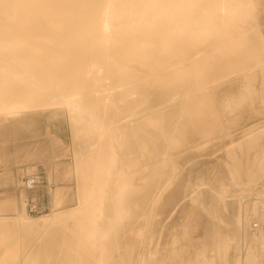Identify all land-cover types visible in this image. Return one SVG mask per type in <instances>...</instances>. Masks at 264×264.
I'll return each mask as SVG.
<instances>
[{"label": "rangeland", "instance_id": "obj_1", "mask_svg": "<svg viewBox=\"0 0 264 264\" xmlns=\"http://www.w3.org/2000/svg\"><path fill=\"white\" fill-rule=\"evenodd\" d=\"M247 9L249 14L244 25L247 28V44L240 43L238 46L248 48L258 44L260 48L252 58H233L225 64L227 61L218 58L215 48L205 51L207 47L202 45L203 48L198 47L193 52L200 56L195 55L190 63L177 60L181 62L175 61L178 67L173 66V62L170 68L166 67L168 71L156 72V79L152 71L146 72L139 88H129L124 81L115 82L113 76L106 72V65H102L105 58L92 57L96 52L93 50L97 45L95 37L88 39L93 42L89 44L92 49L88 46L89 42H80L82 39L77 42L75 33L65 35L66 42L75 43L73 47L76 48L72 49V53L74 56L75 51L78 53L75 58L77 61L81 59L77 62L80 67L77 65V69L67 74L70 79L68 83L54 81V76L50 75L54 84L44 80L45 84L41 85L44 87L40 88L38 94L33 91L35 85L30 84L33 88L30 91L24 86L18 87L19 84L15 85V81L25 77L19 79L14 75L19 67L9 69L7 63L19 65V56L0 54V98H5L0 99V220L17 217L18 213L22 214V209L26 211L28 193L22 182L26 176L33 174L55 184L52 193L54 204L47 215L22 214L27 222L37 218L49 219L64 210L77 208L84 182L90 185L94 179L93 184H104L107 160L110 158L106 146L113 137L115 142L123 140L130 153V161L141 160L138 167L132 165L133 169L139 168L134 171L136 175H153L146 182H139L140 179L134 181L139 191L144 190L139 193L136 189L138 197L134 203L137 206L131 205V213L121 221L109 220H113L117 227L105 218L115 214L112 207L114 199L108 198L111 194L106 193L104 204L107 206L103 207L107 213H104L105 219L102 217L100 224L113 227L106 226L108 231L106 227L98 225L97 230H92L95 237H91V231L86 229L88 226L85 227L86 216L91 211L87 201L88 205L83 206L76 218L64 224L43 223L37 229L26 231L1 220L6 223L0 224V264H236L245 259L251 248L257 249L259 264H264V246L251 235L253 224L259 223L255 230L264 236V203H255L258 194L264 197V73L256 71L255 76L250 74L253 71L250 68L264 62V41L258 31L259 22L264 25V0L248 3ZM1 12L6 14L5 9ZM1 21L4 24L5 19ZM11 22L5 24L10 23L12 29H31L32 25L30 21ZM204 24L208 36L205 35L211 40L215 26L210 20L206 23L202 21L197 26ZM12 25H16L15 28ZM18 31L10 35L0 34V43H17V46L26 47L35 40L44 45L57 41L52 28L43 37H37L39 40L30 32ZM113 42L116 44V41ZM109 45V53L116 54L118 49L114 48L112 41ZM82 49L87 51L83 52L88 55L85 56L86 61L83 60L84 56L79 57ZM202 49L203 53L200 51ZM31 50L22 61L30 67L26 71H31L27 73L28 76L31 73L30 77L34 75L32 79L39 78L38 81L48 78L45 75L52 72L58 59L46 60L42 54H34L41 49ZM112 57V69H118L122 57L118 63L114 61L115 56ZM92 60H95L94 65ZM41 62L49 64L48 67H42ZM222 63L226 66L222 67ZM31 64L39 67L31 68ZM10 70H13L11 74ZM245 72L247 76L243 77ZM94 79L97 80L95 83L110 87L114 94H118L105 101L84 97L86 85ZM9 88H12L9 92L20 89L18 91L24 93V99L21 92V97L16 95L18 98L13 96L11 100L7 99L5 94ZM44 92L47 94L45 99L42 97ZM66 93L67 97H64ZM128 93L130 100L126 102L123 98ZM15 97L18 101L13 99ZM136 136L141 144L135 139ZM147 136L152 139L149 140ZM132 142L135 145H131ZM148 145L150 150H139L140 147L148 148ZM150 153L154 157L145 171L143 164L146 157L142 161L140 154L146 156ZM117 154L120 156V152ZM133 157L136 159L132 160ZM114 175L117 176V173ZM80 221L82 225L83 222L85 224L82 229L79 227ZM92 247L95 249L92 250ZM99 251L104 261L98 262ZM106 255L112 256V259L105 260Z\"/></svg>", "mask_w": 264, "mask_h": 264}, {"label": "bare ground", "instance_id": "obj_2", "mask_svg": "<svg viewBox=\"0 0 264 264\" xmlns=\"http://www.w3.org/2000/svg\"><path fill=\"white\" fill-rule=\"evenodd\" d=\"M253 1L254 0H0V12L3 11L4 9L6 10V14L3 15L2 12L0 13V22H2L1 20L5 19L6 22L11 20L12 22L13 21H23V22L24 21H30L32 23L31 29H12L10 23H8L6 25L5 24L6 22L4 21V24H3V22L0 23L1 24L0 25V34L10 35V34L14 33L15 31L17 32L19 30L18 32H22V33L30 32V33H32L33 37H35L36 39L39 40V38H37V37H43V35L45 33L49 32L50 29L52 28L53 32L55 33V35H54L55 39H57V41H55V44H45V45L42 44V42L38 43V41L35 40V43L30 42L31 44L27 45L26 47H23L21 45L17 46L18 45L17 43H9V44L0 43V44H2V45H0V54L12 53V54L19 56V58H18V60L20 61L19 65L17 63L15 64L16 66L12 65L13 62H12V64L7 63V66L9 69L12 67L13 68L19 67L18 69H20V68L23 69L22 71H17L18 69L15 71V69H14V71H15L14 75H16L18 78L20 77L19 79H21V76L25 77V79L23 78L22 80L15 81L14 83L16 86L19 84L18 87L24 86V88L27 91H30L31 89H33V88H31L30 84H32V86L35 85L33 91L35 93L37 91V94H38L40 88L43 89L44 86L41 87V85L45 84L44 83L45 81L49 84L53 83L52 79L49 78L50 75L54 76V78H53L54 81L58 80L59 82L68 83L70 81V79L67 78L68 77L67 74H69L70 71L77 69L76 67H78L77 65H79V64H77V62L79 60H81L79 57H82V56L88 57V55H86L87 53L86 54L83 53V52H87V51H84L85 49L87 50V48H85L83 46L85 49L82 47L84 50L82 49L83 51L79 52V54L81 53L80 54L81 56L79 55V57H78L79 60L77 61L75 56L78 53L75 51L74 52L75 56L72 53V49L76 48V47H73L75 45V43L69 44L68 42H66L65 41L66 39H64L65 35H67V34L69 35V33H72V32L75 33V35H77V38H76L77 42H79V39L80 40L82 39V41H80V42H89L88 46L90 48H92L90 45L93 42L88 41V39H89V37L90 38L95 37L96 41H97V45L95 43L94 44V45H96L95 49H93V48L92 49L94 50V52L96 50V52L93 54L96 57L92 56V54H91V56L93 58H97V59H100V58L104 59L105 58V62H104L105 64H102V65H106V70H107L106 72L107 73L109 72L110 76L111 75L113 76V80L115 82L116 81H124V82H126L127 86H129V88H136V87L139 88L140 87L139 86L140 81H142L141 78H143V75L146 72L152 71V73L155 74V75H153V78L156 76L155 77V79H156L157 78L156 72H161L163 70H166V67L170 68L171 65H173V62H174L173 66H175L177 63L180 64L181 62H184L186 64L190 63L193 61V59H191V58H194L195 55H198V54H194L193 52H195V50L198 47H200V49L203 48V47H201L202 45L204 47H207V50H205V51H208V48H211V49L215 48L218 58H221L223 60V62L227 61V63L224 62L225 64L230 63L233 58L237 59V60L240 58H242V60H243V58H247V56L249 58H252L260 48V47H258V44H252L248 48H247V46L240 48L238 45L240 43L242 45L247 44V41H246L247 40V28H245L244 25H246V23H247V14H249V11L247 9V4L253 3ZM7 11H9V12L11 11V12L9 13ZM208 20L212 21L213 25L215 26L214 37L211 38V40H209L206 37V35L208 36V34H206L207 33L206 32V30H207L206 24H204L205 26H201V27L197 26L198 23H200L202 21L206 23V21H208ZM1 26H3V27H1ZM15 26H13V27L15 28ZM18 27H19V24H18ZM263 30H264V25L261 22H259V27H258L259 36L264 41V31ZM196 35H201V37L199 36L200 38H198ZM41 39H40V41H41ZM198 39H200V40H198ZM111 41H112L113 46H115L114 48L118 49L116 54L118 55L117 57H119V55H120L119 59H117L116 54L109 53V51H110L109 43H111ZM113 41H116V44H114L115 42H113ZM8 42H9V40H8ZM77 42H76V44L78 45ZM84 45H86V44L84 43ZM236 46H238L239 49ZM42 47H45L46 49L45 48L42 49ZM90 48H88V49L90 50ZM31 49H33V51H39L41 49L40 52H35L34 54H38V53L42 54L41 55L42 58L46 57V58H44L46 60L47 59L49 60V58H53L56 60L58 59L57 61H59V62L56 61L57 63L56 64L54 63L52 72L50 71L48 74L45 75V77L48 75V78L46 77L47 79L42 78L41 81H38L39 80V78H38L37 80L34 79L35 80L34 81L32 79L33 78L32 76H34V75H32L30 77V74H31L30 73L28 76L27 73H29L31 71L30 70L28 72H26V71L30 67L28 68V65L23 63L22 61L24 60L25 55L32 51ZM233 49H236V50H233ZM77 50L79 51V47ZM80 50H81V47H80ZM93 50L92 51L90 50L91 53L93 52ZM200 51L202 52L203 49ZM192 53L194 54L193 57L190 56ZM113 55L115 56L114 61L116 60L117 63L120 60V58L122 57V60L120 61L121 64L119 63L120 66L118 69H114V68L112 69V63H111L112 60H110V59ZM198 56H200V55H198ZM84 57H82V58H84ZM86 57L83 59L84 61H86ZM83 60L81 63H83ZM177 60H182V61L179 62ZM89 61H91V59H89ZM114 61H113V64H114ZM175 61L177 63H175ZM9 62H11V61H9ZM94 62H95V60H94ZM94 62L92 60V65H94L93 64ZM96 62H98V61H96ZM4 63L6 64V62H4ZM44 63H42V67H45V66L48 67L49 64H47V63L44 64ZM224 63H222L223 64L222 67L226 66V65H224ZM259 63H261V64H259ZM96 65H99V64H96ZM115 65L116 64H114L113 67H115ZM181 65H183V64H181ZM257 65L258 66H254V67L252 66L253 68H250V70H253L250 73L251 76H252V73H253V75L254 74L256 75V71L259 73L260 72L264 73V62H258ZM30 66H31V68L32 67L33 68L39 67V65H36V64L35 65L31 64ZM79 67H80V65H79ZM219 67H221V66L219 65ZM2 68H4V67H2ZM8 68H6V69H8ZM2 70H5V69H2ZM11 71H13V70H10L9 74H11ZM166 71H168V70H166ZM3 72L5 73V71H3ZM166 73H168V72H166ZM44 74H42V76ZM246 76H247V72H245L243 74V77H246ZM38 77H40V75H38ZM149 77H151V76H149ZM245 79H243V80H245ZM153 80L154 79H152L151 81H153ZM222 80L223 79H221V81ZM96 81L97 80L94 79L92 82H90V84L86 85V90H85L86 92L84 93L85 95L83 94L84 97H86V98L88 97L91 100H96V101L104 99V101H105L106 99L108 100L111 96L118 94V93L114 94V92H113L114 90H111L112 88H110V87H106L105 85L95 83ZM244 82H246V81H244ZM36 83H38V85ZM15 87H14V90H15ZM141 88H143V87H141ZM10 89H12V88H9L8 93L5 94L7 99L11 100V98L13 96H16V95L20 96L21 93H22V95H21L22 97L21 96L20 97L21 98L24 97L23 96L24 93L21 91H18L20 89L16 88L17 91L12 90L13 92H9ZM212 89H214V88H212ZM26 90H23V91H26ZM46 95L47 94L44 92V94L42 96L43 99L47 98ZM129 96H130L129 93L126 94L125 97L123 98V100L127 102L128 99L130 100ZM16 97L18 98V96H16ZM16 97L13 99L18 101V99H16ZM64 97H67V93L64 94ZM61 98L62 97H60V99ZM0 99L4 100L5 98L2 97ZM57 100H59V99H57ZM64 100H66V99H64ZM67 101H69V100H67ZM130 103H132V102H130ZM53 104H56V103H53ZM128 105H129V103H128ZM128 105H127V107H128ZM145 116H146V114H145ZM1 117H3V116H1ZM9 117H12V116H9ZM9 117H8V119H9ZM8 119H6V120H8ZM197 119H199V118L197 117ZM4 120H5V118H4ZM180 124H179V126L182 127V125H180ZM186 131H187V129H186ZM149 132L154 133V131L152 132V130H150ZM182 133H183V131H182ZM146 134H148V133H146ZM199 135H201V134H199ZM202 135H203V133H202ZM137 136H139V135L137 134ZM176 136L177 135H175V137ZM118 137H119V134H118ZM178 137H180V136L178 135ZM148 138H149V140L152 139L151 137H148ZM83 139H85V138H83ZM94 139H95V137H94ZM114 139H115L114 137L110 138V140L108 141V145L106 146V148L108 149V151L110 153V158H109L110 160L109 159L107 160L109 162L107 163L108 166L106 169V175L104 176L105 177L104 178V184H100L99 182H98V184L97 183L93 184L95 182V181L93 182L94 179L92 180V184H90V185L88 183L84 182L85 184L83 183V185H82V187L84 186V188L81 190V200H80L79 206L77 208H75L74 210H64L62 212L55 214L52 218H49V219L46 218V219L41 220L42 218H37L35 220H31L28 222L25 220L26 219L25 216L22 215V214L26 213V211L24 209H22V211H23L22 214H21V212H20V214L18 213L17 217H13V218L7 217V218L1 219V220L7 221L9 225H15V226H17L23 230H26V231H31V229H34V228L37 229V227H39V225H41L43 223L49 224V222H50V223H56V224H62V223L64 224V222H67V220H69V219H75L87 201V203L89 202V205L88 204H86V205H88L90 207H88V206H86V207L90 208L91 211H89L90 213L88 212L89 215L86 216V221L84 220L85 223L87 222L86 225L84 224V222H83V225H85V227L88 226V228L86 227V229H89L91 231L90 232L91 237H95V234L93 233V231L97 230L98 225H100L102 227H106V226L109 227L110 226V225H106V224L105 225L100 224V220L103 217L104 213L106 212V211L104 212V207L107 205L104 204V203H106V202H104V200H105V196L107 195L106 194L107 192H109V194H111V196L109 195L108 198L112 197L114 199V203H113L114 205H112V207H113V211L115 214L109 215V217H111V218H109V217H105V218L108 219L109 223L113 222L111 224H114L117 221V219H119V220L124 219V217H126L127 214L131 213L130 212L131 211V209H130L131 205L137 206V204L134 202L136 201V199L138 197L137 191H139V188H136L137 185L135 186L133 184L134 181L135 180L139 181V179H140L139 182L145 181V180L148 181L147 179L150 180L153 175L151 176L150 174L149 175L145 174L144 177L143 176L140 177L139 175H136L134 173V171L138 170L139 168L133 169L132 165H136L138 167L141 160L140 161L136 160V162L130 161V159H129L130 153L128 154L127 149L125 148V145L123 143V140L121 142L119 140L117 142H115ZM122 139H124V135H123ZM132 139H133V137H132ZM135 139H137V141H139L138 137ZM133 141H134V139H133ZM143 141H145L144 138H143ZM154 141H156V140H154ZM134 142H136V141H134ZM134 142H132L130 144L135 145ZM146 142H147V140H146ZM146 142H144V143H146ZM148 142H150V141H148ZM138 143L141 144L140 141ZM146 144H149V143H146ZM156 144H159V143H156ZM142 145H143V143H142ZM152 145L154 146V144H151V146ZM161 145H162V143H161ZM138 146H141V145H138ZM130 147L132 148V146H130ZM158 147H160V146L158 145ZM138 148L139 147H137L136 149H138ZM161 148L162 147H160V149ZM166 148H167V146H166ZM146 149L150 150L149 145H148V148L144 149L143 147H140L139 150L141 151V150H146ZM160 149H158V150H160ZM139 150H138V152H140ZM117 152H120V156H118L119 154H117ZM142 153H145V152H142ZM99 155H97V156H99ZM140 155L143 156V159L140 156L142 161L144 160V157H146V160H144V164H143V168L146 171L150 167L151 158L153 155L151 156V153L149 155L147 154L146 156H144L143 154H140ZM134 157H136V156H134ZM134 157L132 158V160L136 159ZM137 157H138V155H137ZM96 160H98V159L96 158ZM120 160H121V162H120ZM103 164L104 163H102L101 165H103ZM95 166H97V165H95ZM88 168H89V166H88ZM144 169H140V170H144ZM115 170H116L117 176L114 175L116 173L113 174V172ZM86 177H87V175H86ZM252 178H254V177L252 176ZM105 181H106V183H105ZM137 181H136V183H137ZM87 182H88V180H87ZM149 187H152V186H149ZM136 189H138V190L136 191ZM84 190H85V192H84ZM143 190L144 189H142V191H139V193L143 192ZM83 193H85V195ZM148 193H149V191H148ZM261 196H262V194H258V197L255 198V203H258V202L264 203V197H261ZM113 199H111V201ZM106 200H108V199H106ZM140 202L142 205V200ZM53 204H54V202H53ZM103 205H104V207H103ZM134 206H132V207H134ZM137 210H138V207H137ZM17 211L18 210L16 209V212ZM140 214H141V212H140ZM112 215H114V217H116V218H113ZM105 218L103 217V219H105ZM103 219H102V222H103ZM110 219H113V220L116 219V220L114 222L113 220L109 221ZM1 220H0V224L6 223V222H1ZM242 222H243V220H242ZM48 224H47V227H48ZM118 224H119V221H118ZM83 225L81 222V224L79 226V227H81L80 229H82ZM114 225L116 226L117 224H114ZM115 226H114V228H115ZM85 227H84V229H85ZM108 227H106L107 230L113 226H111L109 228ZM93 229H95V230H93ZM106 229H104V230H106ZM108 231H110V230H108ZM251 235L256 237L255 239H257V242L260 245H262V247L264 246V236L262 234H258L257 230H252ZM99 245H102V243ZM99 247L97 249H99L101 251L102 249ZM101 247H103V246H101ZM107 248H108V246H107ZM93 249H95V248L92 247V250ZM104 250H105V247H104ZM100 251H99V254L101 253ZM94 257L95 256H93V258ZM102 257H103L102 254H100L99 256L97 255V259L99 260L98 262H100L102 260L104 261V257L103 258ZM106 257H105V260H107L108 258H111L112 256L109 257L108 255H106ZM259 261H260V256H259L257 249L251 248L247 252L245 259H242L240 263L238 262L236 264H259ZM32 264H40V263H32ZM47 264H49V263H47ZM59 264H68V263H59ZM72 264H74V263H72ZM94 264H105V263H94Z\"/></svg>", "mask_w": 264, "mask_h": 264}, {"label": "built area", "instance_id": "obj_3", "mask_svg": "<svg viewBox=\"0 0 264 264\" xmlns=\"http://www.w3.org/2000/svg\"><path fill=\"white\" fill-rule=\"evenodd\" d=\"M22 184L23 188L28 193V198L25 204L27 215H47V213L53 209L52 193L55 188V184L51 181H46L43 177L36 174L26 176L23 179ZM38 191H41V193L38 194ZM258 227L259 223L253 224L254 230Z\"/></svg>", "mask_w": 264, "mask_h": 264}]
</instances>
